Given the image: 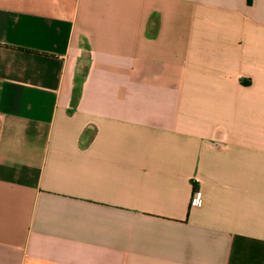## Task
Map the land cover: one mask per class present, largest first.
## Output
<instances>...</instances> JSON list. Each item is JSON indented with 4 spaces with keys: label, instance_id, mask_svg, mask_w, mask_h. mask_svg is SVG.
<instances>
[{
    "label": "crops",
    "instance_id": "obj_1",
    "mask_svg": "<svg viewBox=\"0 0 264 264\" xmlns=\"http://www.w3.org/2000/svg\"><path fill=\"white\" fill-rule=\"evenodd\" d=\"M0 264H264V0H0Z\"/></svg>",
    "mask_w": 264,
    "mask_h": 264
},
{
    "label": "trees",
    "instance_id": "obj_2",
    "mask_svg": "<svg viewBox=\"0 0 264 264\" xmlns=\"http://www.w3.org/2000/svg\"><path fill=\"white\" fill-rule=\"evenodd\" d=\"M249 4L252 3L253 0H247ZM88 69V64L86 66H84L83 68H81L82 72H86V70ZM81 95V84L80 81H77L74 89H73V93H72V99H71V110L73 111V109H75L77 107V103H78V99ZM195 188L197 187L196 184L194 185Z\"/></svg>",
    "mask_w": 264,
    "mask_h": 264
},
{
    "label": "built area",
    "instance_id": "obj_3",
    "mask_svg": "<svg viewBox=\"0 0 264 264\" xmlns=\"http://www.w3.org/2000/svg\"><path fill=\"white\" fill-rule=\"evenodd\" d=\"M202 198V191L200 189L195 190L192 196V204L200 205L202 203Z\"/></svg>",
    "mask_w": 264,
    "mask_h": 264
},
{
    "label": "rangeland",
    "instance_id": "obj_4",
    "mask_svg": "<svg viewBox=\"0 0 264 264\" xmlns=\"http://www.w3.org/2000/svg\"><path fill=\"white\" fill-rule=\"evenodd\" d=\"M83 62H85V61H83Z\"/></svg>",
    "mask_w": 264,
    "mask_h": 264
}]
</instances>
